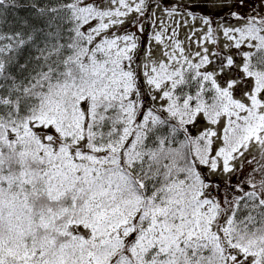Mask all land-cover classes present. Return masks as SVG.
<instances>
[{
    "label": "snow or ice",
    "instance_id": "snow-or-ice-1",
    "mask_svg": "<svg viewBox=\"0 0 264 264\" xmlns=\"http://www.w3.org/2000/svg\"><path fill=\"white\" fill-rule=\"evenodd\" d=\"M0 264H264V0H0Z\"/></svg>",
    "mask_w": 264,
    "mask_h": 264
},
{
    "label": "rangeland",
    "instance_id": "rangeland-1",
    "mask_svg": "<svg viewBox=\"0 0 264 264\" xmlns=\"http://www.w3.org/2000/svg\"><path fill=\"white\" fill-rule=\"evenodd\" d=\"M193 2H195V0H193ZM208 11V9H206V8H198L197 9V12L198 13H205V12H207ZM224 11H227V9H225ZM222 14V13H221ZM134 30V29H133ZM184 37H185V30H181V35H180V38L181 39H184ZM194 47V46H193ZM159 47H156V49H155V53H156V56L157 57H159ZM252 155H257L258 156V152H257V150H256V148H255V146H253V148H252V150H251V153H250V155H249V158H251V156ZM253 163H255V162H253ZM250 165H248V164H245V167H244V172L243 173H240V175H244V174H246L248 171H249V169H250ZM236 179H237V177L236 176H233L232 177V180H233V182H235L236 181Z\"/></svg>",
    "mask_w": 264,
    "mask_h": 264
},
{
    "label": "trees",
    "instance_id": "trees-1",
    "mask_svg": "<svg viewBox=\"0 0 264 264\" xmlns=\"http://www.w3.org/2000/svg\"><path fill=\"white\" fill-rule=\"evenodd\" d=\"M14 11V10H13ZM9 18H11V12L9 13Z\"/></svg>",
    "mask_w": 264,
    "mask_h": 264
}]
</instances>
